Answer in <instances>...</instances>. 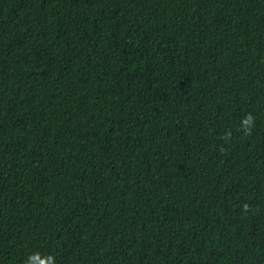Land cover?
I'll return each instance as SVG.
<instances>
[{
	"label": "trees",
	"instance_id": "16d2710c",
	"mask_svg": "<svg viewBox=\"0 0 264 264\" xmlns=\"http://www.w3.org/2000/svg\"><path fill=\"white\" fill-rule=\"evenodd\" d=\"M264 264V0H0V264Z\"/></svg>",
	"mask_w": 264,
	"mask_h": 264
},
{
	"label": "clouds",
	"instance_id": "9594fccd",
	"mask_svg": "<svg viewBox=\"0 0 264 264\" xmlns=\"http://www.w3.org/2000/svg\"><path fill=\"white\" fill-rule=\"evenodd\" d=\"M35 259V256L29 257V259L26 261V264H32ZM48 264H55V261L52 257H48Z\"/></svg>",
	"mask_w": 264,
	"mask_h": 264
}]
</instances>
